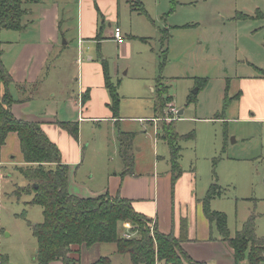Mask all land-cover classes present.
<instances>
[{"label":"rangeland","instance_id":"1","mask_svg":"<svg viewBox=\"0 0 264 264\" xmlns=\"http://www.w3.org/2000/svg\"><path fill=\"white\" fill-rule=\"evenodd\" d=\"M141 1L146 13H139V5L132 2L119 8L118 24L128 42L129 56L121 55L119 44L111 37H105L103 43L109 72L118 84L117 122L81 118L79 91L72 80L77 68L75 41L70 30L61 38L57 65L67 70L71 81L65 87L69 92L59 97L78 99L76 105L73 100L51 104L59 112L57 120L77 122L79 126L77 138L66 133L67 139L80 143V160L75 169L68 168V177L96 192L108 188L112 172L124 170L118 149L120 131L132 134L134 176L153 172L162 175L170 167V149L160 138L161 124L173 121L179 135V164L184 172L193 174L196 196H204L216 183L221 195L210 201V208L225 213L230 234L254 215L256 234L264 236V123L248 122L239 115L233 97L238 90L236 76L258 75L255 67L264 69L259 65L264 64V17H238L239 12L253 15L256 9L264 14V0ZM159 77L167 86L163 96L170 101L161 114H156ZM194 77H204L206 84L192 96L198 87ZM34 90L32 87V94ZM225 94L229 99L223 108ZM170 104L176 111L173 115ZM178 110H182L180 115ZM137 117L146 120L139 122ZM190 132L193 137H186ZM20 158L19 142L7 140L0 155V252L9 264H36L37 243L31 226L43 220L42 206L26 204L31 194H13L17 185L26 184L15 168L23 164ZM148 222L151 227L150 218ZM210 226V240H219L214 223ZM80 256V264H93L101 257L111 262L99 264H132L129 256L118 253L112 243L82 248ZM206 257L220 264H236L222 249Z\"/></svg>","mask_w":264,"mask_h":264},{"label":"crops","instance_id":"2","mask_svg":"<svg viewBox=\"0 0 264 264\" xmlns=\"http://www.w3.org/2000/svg\"><path fill=\"white\" fill-rule=\"evenodd\" d=\"M139 1L142 3L141 0ZM139 1L39 0L24 5L27 9L23 20L24 29L0 31V36L5 35L3 40L0 39L2 61L13 80L9 90L17 100L11 104V111L17 118L38 121L49 139L58 146L61 161L66 163L71 171L76 168L80 160V143L78 140L75 142L73 139H67V131L55 123L59 121L56 119L59 112L57 108L56 110L52 108L51 104L57 105L73 100L76 105L79 98L82 119L116 121L107 106L109 94L104 86L101 65L103 58L107 60L102 51L103 43L107 36L114 40V27H120L118 24L120 5L129 2L139 5ZM73 12L76 17L74 25ZM69 30L75 41L74 48L77 50L74 58L77 68L76 73L72 74L74 76L72 80L77 84L79 95L77 94V98L67 95L62 100L61 97L69 92L65 87L69 85L71 77H68L65 68L57 65V60L61 55L59 50L61 38L65 37ZM116 43L119 44L117 45L121 55L129 56L128 42L122 38V42L116 41ZM109 74L111 81L114 82L113 76L110 72ZM235 78H237L235 81L238 82V90L234 96L239 93L235 101L239 115L248 119V122L264 123V78L253 73ZM33 84L37 87L32 94ZM87 89L89 96L86 101H82L81 96ZM3 91L4 88L0 84V94ZM137 120L144 122L146 118L137 117ZM7 140L19 142L15 132L7 135L5 143ZM4 151L5 144L0 147V155ZM18 161L21 163L22 154ZM193 177L191 172H184L182 169V173L172 186L170 167L162 172V175L153 172L142 177H135L134 172L122 175L113 171L109 178V187L103 188L100 192L77 184L70 177H68V190L79 197H92L108 192L111 196L118 194L129 198L133 208L154 220L155 227L165 234L173 232L178 236L180 218L184 217L187 221V238L181 242L183 249L196 261L220 264L214 259H207L206 255L216 254L222 249L227 255L233 256V250L220 239L210 240L211 226L203 213L201 203L203 196H196ZM171 189L172 195H170ZM240 263L247 264L244 260L238 264ZM48 264L63 263L61 260H53Z\"/></svg>","mask_w":264,"mask_h":264},{"label":"trees","instance_id":"3","mask_svg":"<svg viewBox=\"0 0 264 264\" xmlns=\"http://www.w3.org/2000/svg\"><path fill=\"white\" fill-rule=\"evenodd\" d=\"M39 0H0V31L3 29L22 30L25 24L22 17L27 13L26 3ZM139 1V0H138ZM138 5V4H137ZM139 13H146L139 1ZM239 18H262L264 14L256 9L250 15L239 12ZM98 36V35H97ZM99 40L98 38H96ZM104 86L109 94L108 108L112 117L119 121V94L118 84L111 81L108 62L101 60ZM258 75L264 78V69L255 67ZM198 90L206 84L204 77H194ZM118 82V81H117ZM13 83L12 77L2 61L0 40V84L4 91L0 94V147L5 144L7 135L15 132L18 136L22 154V165L15 168L26 180V184L16 186L13 194H31L26 204L42 206L43 220L32 224V234L36 239L37 247L34 253L36 264H48L53 260H61L63 264H80L82 248H91L93 245L112 243L120 254H127L132 264H206L192 259L181 246L187 238V221L180 218L179 234L173 232L162 233L154 227H149L148 218L133 208L129 198L118 194L111 196L108 192L92 197H79L68 190V165L61 161L58 146L49 139L38 121H27L17 118L11 111L13 98L9 86ZM161 77L157 79V106L155 113L161 114L165 103L170 97H164L166 85L162 84ZM32 87L35 89L36 84ZM18 88L21 89L20 85ZM88 89L83 92L81 99L86 101ZM237 93L234 98L237 99ZM195 96V93H192ZM228 97L225 94L223 108L228 106ZM22 101V100H18ZM60 128L67 131L74 138L78 137L77 122L56 121ZM159 134V133H157ZM159 136V135H157ZM193 137V132L185 134ZM131 137L129 132H119V155L124 163L122 175L132 173L133 157L131 154ZM179 135L174 131L173 121L161 124L160 138L167 142L170 149L171 184L182 173L179 164L180 147L176 145ZM221 195L219 186L212 183L201 199L204 215L210 224L214 223L219 239L226 242L233 250L236 264L247 259L249 264H261L264 261V236L256 234L254 215H250L233 235L227 226L225 213L210 208V201ZM130 222L131 237L122 236L124 222ZM136 234L134 235V233ZM110 262V258L101 257L93 262ZM0 264H9L7 257L0 252Z\"/></svg>","mask_w":264,"mask_h":264},{"label":"built area","instance_id":"4","mask_svg":"<svg viewBox=\"0 0 264 264\" xmlns=\"http://www.w3.org/2000/svg\"><path fill=\"white\" fill-rule=\"evenodd\" d=\"M113 35H114V40L115 41H117L119 43L122 42V38L123 37H122V32H121L120 27H118V26L114 27ZM178 111H177V115H178ZM170 113H171L170 115H173V114L176 113L173 105H171ZM167 120H170V117H168ZM123 225L127 229L123 231L122 236L125 237V238L131 237V235H133V233L131 231H129V229L132 227V225L129 222H124ZM154 227H155V222H154V220L151 219V227H150L151 231H152V229Z\"/></svg>","mask_w":264,"mask_h":264},{"label":"water","instance_id":"5","mask_svg":"<svg viewBox=\"0 0 264 264\" xmlns=\"http://www.w3.org/2000/svg\"><path fill=\"white\" fill-rule=\"evenodd\" d=\"M64 42H65V40H64ZM197 90H198V87H196V88L193 90V93H196ZM181 113H182V110H179V111H178V115H180Z\"/></svg>","mask_w":264,"mask_h":264}]
</instances>
